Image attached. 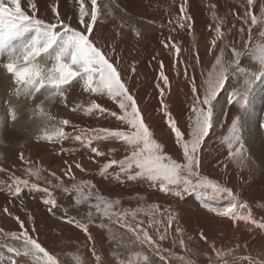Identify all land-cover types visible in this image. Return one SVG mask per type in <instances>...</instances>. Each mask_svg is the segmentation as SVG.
I'll list each match as a JSON object with an SVG mask.
<instances>
[{"label":"rangeland","instance_id":"rangeland-1","mask_svg":"<svg viewBox=\"0 0 264 264\" xmlns=\"http://www.w3.org/2000/svg\"><path fill=\"white\" fill-rule=\"evenodd\" d=\"M111 1L117 2L118 0H97V20L93 25L90 39L109 56L110 62L117 68L122 81L128 87L129 92L134 95L144 121L153 132L154 138L164 145V150L173 159L182 161V150L175 143L174 135L167 126L166 117L162 112L161 99L163 98L168 111L185 134L184 138L189 139L190 105L194 102L191 80L195 78L198 93L202 96L204 92L202 82L208 78V73L220 54L221 48L224 49L225 65L231 61L232 53L228 46L234 45L239 48L241 46L239 29L241 26L247 27L243 25L242 20L247 9L246 0H173L175 9L178 8L177 19H172L169 12L164 10L165 7L163 9L159 5L166 3L165 6H170L168 2L170 0H158L150 6L146 0H137L136 2L143 9H138V6L135 10L143 16L136 15L134 18H137V21L140 19L142 23L135 21L136 19H134L135 22L124 21L127 16L122 12L123 8L119 7L111 11L108 7ZM127 1L130 5L133 3L132 0ZM198 3L201 9L195 8ZM53 4L57 6L62 19L68 22L71 18V26L83 30L78 23V0H48L47 8L37 11L38 17L41 18L40 15H42L43 19L52 22L51 6ZM182 4L186 9L185 13L180 12ZM84 5L86 11L90 13L91 0H84ZM262 8H264V0H255L251 11L259 16ZM26 10L31 14L27 4ZM185 15L190 16L191 20H184L185 27L181 28L178 19ZM85 20L91 22L90 16H86ZM221 21L224 37L217 41L215 48H212L210 42L216 37L215 27ZM146 22H152L153 26L149 28ZM170 22L173 25V32L168 30L167 25ZM188 23H191V29L186 28ZM142 26L146 28L143 29ZM157 29L163 32L153 33ZM169 34L175 35L173 40L180 48H182L181 43H185V48H188L185 55L183 51H180L177 56L171 47H165L169 41ZM253 34L255 35V30ZM245 39H247L246 35ZM210 48L211 52H209ZM165 50V57L169 60L168 68L171 72L169 75L165 74L169 83L164 96L161 97L160 89L165 84L160 79L159 69L155 67L158 75L153 76L151 70L155 66V60H157V65L159 64ZM148 52L150 57L147 56ZM197 54L199 55L198 61ZM184 61L187 63L186 69L181 65ZM244 65L255 70L247 57L243 58L242 66ZM168 68L166 67L167 71ZM183 70L187 71V78ZM180 78L184 79L182 83H180ZM241 83L242 78L238 79L230 74L226 89L219 94L215 102L217 120L215 127L200 148V174L232 189L241 202H247L253 217L264 221V165L261 166L248 151L244 154L242 163L230 160L227 157L226 146L221 143L222 137L227 134V126L230 125L231 119L239 114L237 108L227 103V97L233 88L239 87ZM255 85L264 87V79L255 80L252 89ZM66 95L67 106L57 97L45 106V110L55 118L48 122L49 130L53 126H59L58 121L61 119L71 122L65 128V131L69 133V138L62 142L52 143L37 140V135L41 134L39 128L44 126L42 124L20 143L9 145L0 141V168L4 169L0 171V229H3V232H0V253L4 256L0 264H10L8 257L13 255L7 251L6 245L21 247L20 241L4 235V233L21 231L16 217L24 221L30 235L37 237L41 245L57 257L59 264H77L75 259L77 256L82 260V264H119L120 261L127 264L130 254L135 252L146 254L150 264H187V261H192V264H223L224 261L232 264L237 257L248 256V254L264 261V231L251 224L246 225L243 221L234 224L231 219L218 216L205 207L206 204L218 209L226 207L229 203L226 195L222 198L207 196L203 190L185 189L182 185L170 186L171 190L164 192L161 191L158 181H150L145 177H138L135 180L128 179L127 175L132 173L121 172L118 165H113L108 169L107 175H101L100 169L108 160H120L128 154L127 146L112 139L94 142L92 147H97L105 153L104 156H95L86 143L77 142L72 138L74 135L72 126H77L75 134H81L80 129L89 135L91 133L88 130L92 129L120 128L127 131L124 124L110 115L111 112L120 115V109L106 95L85 92L80 83H74L69 87ZM0 101L3 104L2 112L7 114L11 103L3 96ZM92 101L108 109V112L85 115L82 111L70 110L76 104L87 106ZM26 103L36 104L31 98H28ZM260 104L261 109L257 110L254 128L257 140L253 143L258 144V150L264 153V127H261L264 123L262 100ZM221 108L228 113L227 117L223 115ZM221 121L225 126H221ZM112 149L114 151L109 153ZM21 153L25 158L24 161L19 158ZM76 163L82 166L83 171L75 167ZM69 165L72 166L71 175L66 176L65 171ZM28 168L39 169V179L29 175L26 171ZM51 173H55V177ZM13 176L29 181V185H22L20 193L15 196L12 195ZM33 183L39 185V188L33 189L30 186ZM73 185L82 187V193L79 196L73 189ZM45 188L57 202V207L51 211L42 203L47 197L43 191ZM65 188L69 191L65 192ZM97 196L108 201H119L112 209L111 219L97 213L95 207H90L97 203ZM84 197L88 199L84 200ZM77 198L84 202L76 204ZM152 205H158L159 210L152 208ZM5 207L8 208L7 213L4 211ZM125 211L129 212L125 222L133 226L138 221L144 222L142 227L146 228L160 245V255H163L165 260H161L148 246L140 244L132 232L116 222L118 214ZM132 211L136 212L135 218L131 215ZM89 212H91V222H89ZM29 214L31 220H29ZM170 215L173 221L171 227H168L167 222ZM69 220L73 223H69ZM150 220L153 222L151 227H149ZM76 222L88 224V231L92 236L91 241L81 229L75 226ZM101 224L104 227H100ZM177 228L183 230L182 235L176 231ZM201 232L207 237V241L201 239ZM160 234H166V239L160 241L158 239ZM181 238L185 242V247L179 244ZM210 242H215L216 247L225 252L228 249H234V251L218 259L210 247ZM236 245L240 247L237 248ZM93 250L95 255H93ZM96 256L100 257L99 262ZM180 257L184 259L181 260ZM13 258L17 264H33L30 257L13 256ZM241 264H247V262H241Z\"/></svg>","mask_w":264,"mask_h":264},{"label":"snow or ice","instance_id":"snow-or-ice-1","mask_svg":"<svg viewBox=\"0 0 264 264\" xmlns=\"http://www.w3.org/2000/svg\"><path fill=\"white\" fill-rule=\"evenodd\" d=\"M78 2V23L83 30L72 27L71 18L68 22L62 19L55 4L51 6L53 21L49 22L38 17L37 4L34 0H27L31 14L22 7L21 0H0V69L11 76L13 83L16 85L14 89L16 97L23 96L34 100L37 94L44 96V100L36 104L34 109L31 110L30 119H39L44 123L41 134L37 135L36 139L52 143L62 142L69 138V133L65 131V128L71 122L67 119L59 120V126H53L50 130L47 128L48 122L55 118L45 110V102H51L59 97L61 102L67 106L66 90L74 83H80L85 92L106 95L114 101L118 105L121 114L117 115L116 112H111L110 115L116 117L128 129L127 131L120 128L92 129L88 130L91 133L89 135L83 129H80L81 134H75L77 126H72L74 133L72 138L77 142L86 143V146L90 148L95 156H104L105 153L97 147H92L94 142L112 139L127 146L128 154L120 160H108L100 169L101 175H107L108 169L112 168L113 165H118L121 172L125 174L132 173L127 175L128 179L135 180L138 177H145L150 181H158L161 191L164 192L170 191V186L182 185L185 189L203 190L207 196L222 198L226 195L229 198L226 207L218 209L207 204L205 207L218 216L231 219L234 224L243 221L246 225L251 224L255 228L264 231V221H259L253 217L247 202H241L232 189L200 174L201 160L199 155L203 142L216 124L215 102L218 100L219 94L226 89L229 76L232 74L238 79L242 78V83L239 87L233 88L227 97V103L237 108L239 114L231 119L230 125L227 126V134L222 137L221 143L226 146L227 157L230 160L243 162L244 154L247 151L242 134L244 113L250 103V93L255 80L264 79V8L261 9V14L257 16L251 11L255 0H246L247 9L242 20L243 25L247 27L241 26L239 29L241 46L239 48L234 45L228 46L232 53V59L227 65L224 63V49H220V54L216 57L212 69L208 73V78L202 82L204 86L202 96L198 93L195 78H192L191 91L194 102L190 105L189 139L184 138L185 134L168 111L163 98L161 99L162 112L166 117L167 126L174 135L175 143L182 150V161H178L173 159L164 150V145L154 138L153 132L144 121L134 95L129 92L128 87L122 81L117 68L110 62L109 56L90 39L93 25L97 20V0H91L90 13L85 9L84 0H78ZM180 12H186L183 4ZM86 16H90L91 22L85 20ZM184 20H191V17L185 15L178 19L181 28L185 27ZM186 26L189 29L192 27L191 23ZM254 30L255 35L253 34ZM215 31L217 35L210 42L212 48H215L217 41L224 37L222 21L217 23ZM245 35L247 39H245ZM169 40H171V37H169ZM165 47L173 48L177 56L181 51L175 42L166 43ZM211 50L210 48L209 52ZM245 57L249 58L250 64L253 65L255 70L249 68L248 65L242 66ZM196 59L199 60L198 54ZM185 77L187 78L186 70ZM160 79L165 85H168V77L164 74L162 62ZM160 94L161 97L164 96V89H160ZM70 110L73 112L82 111L85 115L108 112V109L95 101L87 106L76 104ZM221 112L227 117L228 113L223 108H221ZM8 117L12 121L18 119L14 108H9ZM221 126H225L223 121H221ZM261 127H264V123L261 124ZM112 151L114 149L109 150V153ZM19 158L22 161L25 160L23 153L20 154ZM25 162L27 163V161ZM71 167L69 165L65 171L66 176L71 175ZM75 167L83 171L79 163H76ZM0 171H4V169L0 168ZM26 171L29 175L39 179V169L28 168ZM51 175L55 177L56 174L51 173ZM72 178L74 179V176ZM12 179L14 181L12 195L14 196L20 193L22 185H29L28 180H23L20 177L13 176ZM56 179H59V177H56ZM30 186L33 189L39 188V185L35 183ZM73 189L78 193V196L82 193V187L73 185ZM43 191L47 194V197L43 199L42 203L49 211L55 209L57 207L55 198L47 188ZM64 191L68 192L69 189L65 188ZM87 199L88 197H84V200ZM75 202L80 204L84 201L77 198ZM118 203L119 201H108L97 196V203L90 205V207H95L97 213L111 219L112 209ZM151 207L159 210L158 205H152ZM4 211L7 213L8 208L5 207ZM128 215V211L119 213L116 222L132 232L140 244L148 246L161 260H165L166 258L160 255V245L153 239L148 230L142 227L144 222L138 221L133 226L125 222ZM131 215L135 218L136 212L132 211ZM16 220L21 231L19 233H4L5 236L21 242L19 248L5 246L7 251L13 254L8 257L10 264H17L13 256L30 257L33 264H59L57 257L43 247L37 237L29 234L24 221L20 220L19 217H16ZM29 220H31L30 214ZM172 221L173 217L170 215L167 222L168 227H171ZM68 222L73 223L72 220ZM89 222H91V212H89ZM152 223L150 220L149 227L152 226ZM75 226L87 235L88 240H92L87 223L76 222ZM100 227H104V225L101 224ZM32 231H35L34 227ZM176 231L181 235L183 234V230L180 228H177ZM0 232H3V229H0ZM157 232H159V229H157ZM166 232L167 228L165 229ZM200 237L207 241V237L203 232L200 233ZM158 239L163 241L166 239V234H160ZM179 244L181 247H185L183 238L179 240ZM210 247L218 259L234 251V249H228L225 252L218 249L215 242H210ZM236 247L239 248L240 245H236ZM93 255H95L94 250ZM3 259V253H0V262ZM75 259L77 264H82V260L78 256ZM180 259L183 260L184 258L180 257ZM209 259L211 258L209 257ZM96 260L99 262L100 257L96 256ZM241 262L264 264V261L250 255L237 257L232 264H241ZM119 264H125V262L120 261ZM127 264H150V261L146 254L135 252L130 254ZM187 264H192V261H187ZM223 264H228V262L224 261Z\"/></svg>","mask_w":264,"mask_h":264},{"label":"bare ground","instance_id":"bare-ground-1","mask_svg":"<svg viewBox=\"0 0 264 264\" xmlns=\"http://www.w3.org/2000/svg\"><path fill=\"white\" fill-rule=\"evenodd\" d=\"M47 1L48 0H34V2L37 4L38 10H40V11H43V10H45L47 8ZM132 1H133V3L131 5L129 4V2L127 0H118L117 2L111 1L108 4V7H109V9L111 11H113V10L119 8V7H122L123 8V11L122 12L126 13L125 15L127 16L125 18L123 17L125 19L124 21H126V20L134 21V19H136L135 21H137L138 19L137 18H134V17H136V15L139 16V17H141L143 15L140 14L138 10H135V7H138L139 6L138 9H143V7H141L138 4V2H136L137 0H132ZM157 1L158 0H146V2L149 4V6H150V4L155 3ZM168 2L170 3V6H165L166 3L159 4V5L163 9L165 7L164 10H166L167 12H169L170 17L172 19H177V16L178 15H176V13L178 12L177 11L178 8L175 9V5H174L173 0H170ZM21 4H22V7L26 10L27 0H21ZM61 4H64V3L61 2ZM132 5H134V7H132ZM100 6H101V4H100ZM145 8H147V7H145ZM195 8L201 9L200 4L198 3V6H195ZM173 10H174V12H173ZM26 11H28V10H26ZM145 11L146 10H144V12ZM40 16H41L42 19L44 18L42 15H40ZM199 17H200V15H199ZM137 22L142 23L140 21V19ZM147 22L145 24H147L149 26V28H151L153 26L152 22H149V23H147ZM167 26H168V30L171 31V32H173V29H172L173 25L171 23H168ZM142 28L144 29V28H146V26L145 27L142 26ZM156 32L160 33V32H163V30L157 29L153 33H156ZM179 35H181V34H179ZM184 35H185V33H184ZM173 36H175V35L169 34V37H171V40H169L167 44H171L172 42H174ZM164 37H165V39H167L166 38V33H164ZM176 42H177V39H176ZM153 44L154 45H160V44H157V43H153ZM181 44H182V48H180V49H181V51L184 52V55H185V53L188 50V48H185V43L184 42L181 43ZM186 45H187V43H186ZM166 50H167V48H166ZM166 50L163 51V56L159 60V64L158 65H157V60H155L156 61V62H154L155 63V66H153V68L151 70L152 76L154 74H157L158 75L156 68L159 69V71H161V62L163 64L164 74H167V75L170 74L171 69L168 68V66H169V60H168L167 57H165ZM148 54L149 55H147V56L150 57L151 55H150L149 52H148ZM153 55H154V53L152 54V56ZM181 65H183L184 66L183 68L186 69V66H187L186 61H184L183 63H181ZM166 67L168 68V71L166 70ZM149 78H150V76L148 77V79ZM183 80H184L183 78H180V83H182ZM261 83H262V81H261ZM15 87H16V85L13 83L11 76L8 75V74H6L2 69H0V99L2 98V96L5 97L6 100L11 103L10 108H14L16 110V112H17V115H18V119L16 121L10 120L9 117H8V113L9 112L7 114H4L2 112L3 104L0 101V141L4 142L6 144H9V145H15V144L20 143L21 141H23V139L24 140L27 139L31 134H33L39 128V126H41L42 124H44L39 119H35V118L30 119L31 110L34 109V107H35L36 104H38V103H40V101L44 100V96L43 95H40V94H37V97L34 99L35 102H36V104H34V103L33 104L26 103V101H27L28 98H25L23 96L16 97L14 95V89H15ZM162 89H164V91H165L167 89V85H164L162 87ZM263 92H264V87L259 86V85H255V87L251 90V93H250V103L247 105V111L244 113V126H243V134H244L243 135V139H244V143H245V148L247 149V151L249 152V154L257 162L260 163L261 166L264 165V153H261L258 150L257 147L259 145L253 143V141L257 140V134H256L254 128H255V124H256L255 121H256V118H257V110L259 111V109H261V104H260L261 100H262V103H264L263 102L264 101V93ZM174 95L175 94H173V96ZM175 97L176 96H174V98ZM165 102H168V101H165ZM171 103L173 104V102H171ZM48 104H50V102H47L46 101L45 102V106L48 105ZM41 128L42 127L39 128V131L41 130ZM71 163H72V161H71ZM249 255H251V254H248V256Z\"/></svg>","mask_w":264,"mask_h":264},{"label":"crops","instance_id":"crops-1","mask_svg":"<svg viewBox=\"0 0 264 264\" xmlns=\"http://www.w3.org/2000/svg\"><path fill=\"white\" fill-rule=\"evenodd\" d=\"M252 157V156H251Z\"/></svg>","mask_w":264,"mask_h":264}]
</instances>
